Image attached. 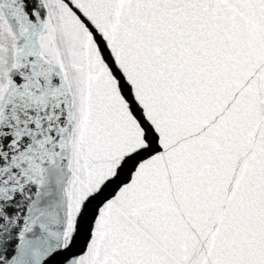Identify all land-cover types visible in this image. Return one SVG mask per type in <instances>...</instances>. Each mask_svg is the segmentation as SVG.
Segmentation results:
<instances>
[{
    "label": "snow or ice",
    "instance_id": "snow-or-ice-1",
    "mask_svg": "<svg viewBox=\"0 0 264 264\" xmlns=\"http://www.w3.org/2000/svg\"><path fill=\"white\" fill-rule=\"evenodd\" d=\"M0 264H264V0H0Z\"/></svg>",
    "mask_w": 264,
    "mask_h": 264
}]
</instances>
